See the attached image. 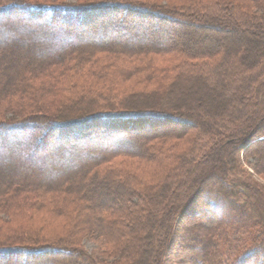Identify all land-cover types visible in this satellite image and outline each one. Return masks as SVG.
<instances>
[{"label": "trees", "instance_id": "1", "mask_svg": "<svg viewBox=\"0 0 264 264\" xmlns=\"http://www.w3.org/2000/svg\"><path fill=\"white\" fill-rule=\"evenodd\" d=\"M0 264H264V0H0Z\"/></svg>", "mask_w": 264, "mask_h": 264}, {"label": "rangeland", "instance_id": "2", "mask_svg": "<svg viewBox=\"0 0 264 264\" xmlns=\"http://www.w3.org/2000/svg\"><path fill=\"white\" fill-rule=\"evenodd\" d=\"M64 1H74V0H64ZM157 1H161V2H163V3H165V2H169V3H182L183 2V0H157ZM186 30L184 29V32H185ZM177 39H180L181 37L180 36H178V37H176ZM50 42H53V41H50ZM174 110V109H173ZM133 172H134V174H136V171H134L133 170ZM141 175H144V173H142ZM96 245H98V243L96 244V243H93L92 241H90V240H86L85 241V247H86V249H88V250H91V249H93L94 247H96Z\"/></svg>", "mask_w": 264, "mask_h": 264}, {"label": "snow or ice", "instance_id": "3", "mask_svg": "<svg viewBox=\"0 0 264 264\" xmlns=\"http://www.w3.org/2000/svg\"><path fill=\"white\" fill-rule=\"evenodd\" d=\"M36 7L40 8V9H48V8H52L54 10H58L59 6L58 5H52V4H37Z\"/></svg>", "mask_w": 264, "mask_h": 264}]
</instances>
